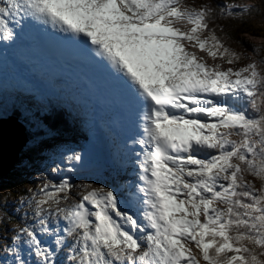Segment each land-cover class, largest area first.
Listing matches in <instances>:
<instances>
[{
    "label": "snow or ice",
    "instance_id": "snow-or-ice-1",
    "mask_svg": "<svg viewBox=\"0 0 264 264\" xmlns=\"http://www.w3.org/2000/svg\"><path fill=\"white\" fill-rule=\"evenodd\" d=\"M258 11L185 0H0V55L41 32L91 63L127 116L116 178L45 183L27 199L32 212L0 264H264V56L253 48L259 60L239 66L247 57L217 35L218 20ZM7 115L0 105V142ZM23 119L27 147L52 134L35 114ZM61 155L53 173L87 165L83 150Z\"/></svg>",
    "mask_w": 264,
    "mask_h": 264
},
{
    "label": "rangeland",
    "instance_id": "rangeland-1",
    "mask_svg": "<svg viewBox=\"0 0 264 264\" xmlns=\"http://www.w3.org/2000/svg\"><path fill=\"white\" fill-rule=\"evenodd\" d=\"M210 1L185 0V3L189 7L198 8L200 7L201 4L211 5ZM213 1H219L217 4L234 3L241 6L256 7L259 9L258 12L252 13L250 16L246 15L242 19H238L237 21L240 22L238 24L242 25L244 23L250 26L252 25L253 27L257 28V32L255 33L262 35L263 36L262 38L254 37L252 35H246V34L240 35V38L231 37L230 33L226 32L225 28H223L224 29L223 32L219 31L218 28L217 35L221 37H227L225 39V43L227 44V46H229L235 52L242 53L245 57H247L246 60L241 61V64L239 66H244L247 63L259 60L256 53L251 52L250 49L251 47L263 51V56H264V3H262L261 0H213ZM213 4L215 5V3ZM177 26L182 27V25L179 24ZM219 27L222 28V26L220 25ZM186 47H188L190 51H195L199 57H203L210 65L213 63L223 64V61L220 60L212 61L207 56L206 53H201L196 49H192L190 46H186ZM224 66L227 67V65ZM17 92L18 90L15 92V95ZM27 101L29 104L33 105L29 99H27ZM0 105H2V107L8 113L14 108H19L17 103L16 104L9 103L5 98H0ZM30 110L31 113L33 112L45 113L44 109L39 110L35 107H32V109ZM25 111L30 112L29 109H25V110L21 109V112H23V114L25 113ZM64 114L66 116V113ZM59 118L60 116L58 117V119H55L54 122L58 123ZM60 119L62 121L65 120L62 114ZM4 121L6 122L16 121L17 123H19L18 119L14 118V115L11 116V114H8L4 118ZM64 125L63 126L65 128L69 126L67 124ZM52 130L57 132L59 129H52ZM80 134L89 137L92 145H94L95 142L92 139L91 135H89L88 133L86 134L80 133ZM233 139H236V137H233ZM28 141H29V136H28ZM52 143L57 147L62 145H67L68 148L65 150L75 149L77 151H80V149H84L86 147L87 140L81 141L77 136H73L72 139H68V140L47 137V139H45V141L37 147L26 146L23 153L19 156L20 158L18 159L17 166L0 183V252L1 253L4 252L3 246H5L6 243H10L11 236L14 234V230L25 222L23 219L25 216V212H27L29 215L31 214L32 209H28L26 207V201L33 192H37L40 188L43 187L45 183H59L61 179H69L72 183L76 185H80L82 183L95 182L94 177L92 175L94 173L92 172L99 170V166H97L98 164L96 162L93 163L91 161L89 162L88 160L87 161L89 162V166L80 169L78 172L70 173L63 177H58V173H52L50 176L47 175V170H49L47 165L49 164L50 158L46 157L47 156L46 154L48 153L49 148L53 149L54 146H49L52 145ZM94 146L98 147L99 145L95 143ZM55 150L56 149H53L54 153H56ZM87 155L88 154H86V158ZM98 162L101 163V158L98 159ZM87 167L90 168L86 169ZM248 179H252V182L256 185L257 189L261 187V183L259 180H256L251 177H249ZM8 182L9 183L12 182L11 185L6 184ZM21 200L25 201L24 207H21L20 204ZM33 207L35 206L33 205ZM27 222L31 223V221H27Z\"/></svg>",
    "mask_w": 264,
    "mask_h": 264
},
{
    "label": "bare ground",
    "instance_id": "bare-ground-1",
    "mask_svg": "<svg viewBox=\"0 0 264 264\" xmlns=\"http://www.w3.org/2000/svg\"><path fill=\"white\" fill-rule=\"evenodd\" d=\"M188 50L190 51L189 48ZM18 55L22 57V54L19 52ZM42 57L50 60L49 55L48 56L42 55ZM60 61H63L64 63L63 59ZM83 61L85 60L83 59ZM1 65L4 67H0V98L7 99V102L9 103H15V104L17 103L19 106V108H14L9 113L7 112L8 114H11V116L14 115V118H17L19 122L18 124H15L16 129L14 130V132L7 133L14 142L20 144L21 143L20 136H22L24 130L25 131L27 130L24 125V119H23L24 114L23 112H21V109L23 110L29 109V111L31 112L30 109H32V107H35L39 110L44 109L45 112L65 111L67 113V117L65 118L64 123L69 125L68 130L72 132L78 130L79 134L81 132L88 133L93 137V139H96L100 143L106 144L105 147H106V151L108 152L109 166L111 169H113V172L116 176V172L114 171L115 168L114 155L112 156L111 152L113 154L116 153V145L114 143L115 140H113L115 139L116 135H117L116 139L118 142V146L119 143L120 144L123 143L125 136L122 137L121 127H123L124 124L118 127V125L108 120L109 128L111 130H115V127L117 128V133L116 131L113 132L114 135L112 136L111 139L108 126L105 125L102 121H100L101 115L98 109L100 108V104L97 103V105H94L90 101L83 102V100L77 97V94H75L72 87L69 84L65 83V81L61 80V78L60 79L56 78L54 81L53 80L44 81V78L36 74L34 68H29V70L34 72L36 76L38 75L37 77L38 85H35L33 81H16L14 80L15 77H11L12 76V73L10 71L12 70L11 65H9V63L8 65H4L3 63H1ZM94 71H96L95 67H94ZM96 72H98V70ZM80 79L85 81L82 78ZM85 82L89 84L87 81ZM74 85H75V81H74ZM89 86L92 89L94 87L91 84H89ZM17 90L19 91L15 95V92ZM96 93L98 94L97 90ZM27 99H29L33 105L29 104ZM104 100L105 103L102 102L104 106L106 108H112L111 106H113L115 100H113L109 95H106L104 97ZM44 123L45 125L47 124L46 122ZM92 123H95V126ZM55 151L56 153H54L53 149L49 148L48 153L46 154L47 155L46 157L50 158L49 164L47 165L49 168V170H47V175L53 173L51 171V168L54 166L53 163L54 161L56 163H61L62 161L61 154L66 150L56 149ZM63 166L64 165L62 164V167ZM68 174L70 173L67 172L58 173V176L63 177Z\"/></svg>",
    "mask_w": 264,
    "mask_h": 264
},
{
    "label": "water",
    "instance_id": "water-1",
    "mask_svg": "<svg viewBox=\"0 0 264 264\" xmlns=\"http://www.w3.org/2000/svg\"><path fill=\"white\" fill-rule=\"evenodd\" d=\"M16 121L3 122V138L0 142V183L6 178L18 164L19 156L23 153L28 144L26 131L20 136L21 143L14 142L8 132H14ZM13 131H12V130Z\"/></svg>",
    "mask_w": 264,
    "mask_h": 264
},
{
    "label": "trees",
    "instance_id": "trees-1",
    "mask_svg": "<svg viewBox=\"0 0 264 264\" xmlns=\"http://www.w3.org/2000/svg\"><path fill=\"white\" fill-rule=\"evenodd\" d=\"M218 2L219 1H213V0H211L210 1V4L211 5H214L213 3L217 4ZM237 20L238 19H236V20H218L217 22H218V24L220 26H222V28H225L226 32L230 33V36L231 37H238V38H240V35H242V34L252 35L254 37H260V38L263 37L262 35H259V34L255 33V32H257V28L253 27L252 25L250 26V25H247V24H244V23L242 25L241 24H238L240 22H238ZM239 28H240L241 32H240ZM253 48L254 47H251L250 48L251 49V52L255 53L253 51ZM260 55L263 56V51H260ZM258 58H260V57H258ZM59 116L61 118V115L60 114L59 115L54 114L51 117L50 116H47V115H44V114H37V117L40 120L46 122L47 123L46 124L47 127L50 129L51 132H54V134H59V135H62V136L63 135H71L70 134V131L67 128L64 127L65 126L64 124H66V123H64V121H62L59 118V122L58 123L54 122V120L55 119H58ZM52 129H59V130L57 132H55ZM11 183L12 182H10V183L8 182L6 184L11 185Z\"/></svg>",
    "mask_w": 264,
    "mask_h": 264
}]
</instances>
